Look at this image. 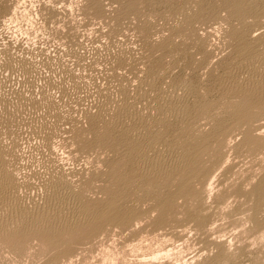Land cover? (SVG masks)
Instances as JSON below:
<instances>
[{
    "label": "rangeland",
    "instance_id": "374dc122",
    "mask_svg": "<svg viewBox=\"0 0 264 264\" xmlns=\"http://www.w3.org/2000/svg\"><path fill=\"white\" fill-rule=\"evenodd\" d=\"M261 83L264 0H0V264H264Z\"/></svg>",
    "mask_w": 264,
    "mask_h": 264
},
{
    "label": "bare ground",
    "instance_id": "6f19581e",
    "mask_svg": "<svg viewBox=\"0 0 264 264\" xmlns=\"http://www.w3.org/2000/svg\"><path fill=\"white\" fill-rule=\"evenodd\" d=\"M176 13H177V12H176ZM244 48H245V47H244ZM112 55H113V54H112ZM26 56H27V55H26ZM250 56H251V55H250ZM113 59H114V58H113ZM29 62H30V61H29ZM249 65H250V63H249ZM247 66H248V65H247ZM157 72H158V71H157ZM149 76H150V75H149ZM256 76H257V75H256ZM131 83H132V82H131ZM261 84H262V83H261ZM263 84H264V83H263ZM263 84H262V85H263ZM57 88H58V87H57ZM253 91H254V90H253ZM257 96H258V95H257ZM261 96H262V95H261ZM254 97H256V96H254ZM259 97H260V96H258V98H259ZM263 97H264V96H263ZM93 98H94V97H93ZM255 99H256V98H255ZM262 99H263V98H262ZM147 115H148V114H147ZM135 125H136V124H135ZM130 131H131V130H130ZM132 131H133V130H132ZM126 134H127V133H126ZM129 134H130V133H129ZM150 135H151V134H150ZM130 136H131V135H130ZM146 136H147V135H146ZM142 137H143V136H142ZM127 138H128V137H127ZM129 138H130V137H129ZM125 139H126V138H125ZM131 140H132V139H131ZM112 141H113V140H112ZM132 141H133V140H132ZM142 141H143V140H142ZM140 142H141V141H140ZM143 142H144V141H143ZM137 144H138V143H137ZM135 145H136V144H135ZM140 146H141V145H140ZM147 146H148V145H147ZM154 146H155V145H154ZM132 148H133V146H132ZM43 149H44V148H43ZM154 149H155V148H154ZM171 149H172V148H171ZM9 150H10V149H9ZM11 152H12V151H11ZM147 152H149V151H147ZM129 154H130V153H129ZM137 154H138V153H137ZM137 154H136V155H137ZM147 155H148V154H147ZM187 155H188V154H186V156H184V155L182 156L183 167L188 166V165L192 162V157H190V156L188 157ZM191 155H192V154H191ZM7 158H8V157H7ZM195 158H196V157H195ZM0 159H1V158H0ZM10 159H11V158H10ZM130 159H131V158H130ZM133 160H134V159H133ZM165 160H166V159H165ZM134 162H135V161H134ZM170 162H171V161H170ZM182 162H181V163H182ZM163 165H164V164H163ZM160 166H161V165H160ZM179 166H180V165H179ZM179 166H178V167H179ZM14 167H15V166H14ZM178 167H177V168H178ZM12 168H13V167H12ZM161 168H162V167H161ZM164 168H165V167H164ZM190 168H191V167H190ZM24 169H25V168H24ZM138 169H139V168H138ZM140 169H141V168H140ZM181 169H182V168H181ZM191 169H192V168H191ZM0 170H2V169H0ZM134 170H135V169H134ZM159 170H160V169H159ZM177 170H178V169H177ZM162 171H163V170H162ZM17 172H18V171H17ZM170 173H171V172H170ZM194 173H195V172H194ZM165 174H166V173H165ZM200 174H201V173H200ZM0 175H1V174H0ZM189 177H190V176H189ZM3 178H4V177H3ZM3 178H2V179H3ZM4 179H5V182H6L7 179H6V178H4ZM0 180H1V179H0ZM1 181H3V180H1ZM7 181H8V180H7ZM3 182H4V181H3ZM5 182L2 183L3 188H5L6 185H8V184L5 183ZM13 182H14V181H13ZM18 182H19V181H18ZM17 185H18V184H17ZM40 186H41V185H40ZM27 192H28V191H27ZM32 193H33V192H32ZM6 194H7V192H6ZM59 196H60V195H59ZM5 198H6V197H5ZM73 199H74V198H73ZM7 200H8V199H7ZM15 202H16V201H15ZM3 205H4V204H3ZM29 206H30V205H29ZM105 207H106V206H105ZM19 208H20V207H19ZM83 208H84V207H83ZM104 210H105V209H104ZM107 210H108V209H107ZM89 211H90V210H89ZM98 211H101V210H98ZM41 212H42V211H41ZM53 212H54V211H53ZM83 212H85V210H84ZM91 212H92V211H91ZM113 212H116V211H112V213H113ZM86 213H87V212H86ZM96 213H98V212H96ZM96 213H95V214H96ZM87 214L89 215L90 213H87ZM93 214H94V213H93ZM98 214H100V213H98ZM101 214H102V213H101ZM25 215H26V213H25ZM88 215H87V217H88ZM116 215H117V214H116ZM40 217H41L43 220H46V218H47L48 216H45V215H44V216H41V215H40ZM58 217H59V216H58ZM96 217H97V214H96ZM119 217H120V216H119ZM15 218H16V219H15L16 222H17V220H19L18 223H19L20 225L18 224L19 226H16V224H15V226L18 227V230H20V231H22V230H24V229L26 230V228H27V229L30 228V227H28V225L30 224V222H31L33 219H35L34 217H33V218H31V217H30V218H28V217L25 218V216L22 217V220L19 219L20 216H19V218H17V217L15 216ZM23 218H24V220H23ZM49 218H50V217H49ZM56 218H57V216H56ZM92 218H93V217H92ZM90 219H91V218H90ZM54 220H55V219H54ZM79 221H80V220H79ZM81 221H82V220H81ZM81 221H80V222H81ZM2 222H3V221H2ZM56 222H57V221H56ZM9 223H10V222H9ZM12 223H13V221H12ZM12 223H11V225H13ZM31 223H32V222H31ZM39 223H40V222H39ZM51 224H52V223H51ZM62 224H63V221H62ZM75 224H76V223H75ZM40 225H41V224H40ZM81 225H82V224H81ZM4 226H5V225H3V227H4ZM8 226H10V225H8ZM73 226H74V225H73ZM73 226H72V227H73ZM76 226H78V225H76ZM79 226H80V225H79ZM3 227L0 225V229H1V228L3 229ZM66 227H68V224H64V225H62V226H60V225L58 226V225H57V226H54V228L52 227L53 229L50 228V229H48V230H50V232H51V230L63 232L62 230H65ZM4 228H5V227H4ZM6 228H7V227H6ZM8 228H9V227H8ZM74 228H75V227H74ZM74 228H72V229H74ZM2 229H1V230H2ZM30 229H31V228H30ZM38 229H39V228H38ZM43 229H45V228H43ZM43 229H42V230H43ZM69 229H70V228H68V229H66V230H69ZM1 230H0V231H1ZM18 230H17V232H18ZM31 230H32V229H31ZM46 230H47V229H46ZM66 230H65V231H66ZM3 231H4V229H3ZM14 231H15V230H14ZM27 231H29V230H27ZM34 231H35V230H34ZM3 233H4V232H3ZM11 233H12V232H11ZM11 233H10V235H11ZM15 233H16V232H15ZM26 233H27V232H26ZM0 234H2V233H0ZM12 234H13V233H12ZM3 235H6V234H3ZM8 236H9V235H8ZM8 236H7V237H8Z\"/></svg>",
    "mask_w": 264,
    "mask_h": 264
}]
</instances>
